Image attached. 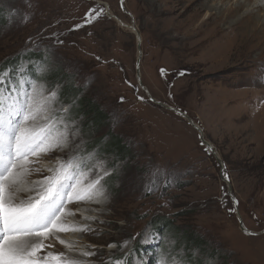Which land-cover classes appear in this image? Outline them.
<instances>
[{
	"label": "rangeland",
	"instance_id": "rangeland-1",
	"mask_svg": "<svg viewBox=\"0 0 264 264\" xmlns=\"http://www.w3.org/2000/svg\"><path fill=\"white\" fill-rule=\"evenodd\" d=\"M193 13L216 27L206 49L184 47ZM247 13L259 25L264 0H0V67L18 59L0 72V264H264V40L214 54ZM115 135L127 156L99 153Z\"/></svg>",
	"mask_w": 264,
	"mask_h": 264
},
{
	"label": "bare ground",
	"instance_id": "bare-ground-1",
	"mask_svg": "<svg viewBox=\"0 0 264 264\" xmlns=\"http://www.w3.org/2000/svg\"><path fill=\"white\" fill-rule=\"evenodd\" d=\"M259 7H260V4L256 2L253 5V8L252 9H258ZM235 9L238 10V6H236ZM249 15L250 14H248V13L245 14V17H244L245 19L237 20L234 23L235 25L232 28L233 30L231 31V33H229V35H228L229 39L227 40L226 45L217 48L216 49V53H214L215 55H218V56H220V55H226L227 57L225 58V60H228V59L237 60L238 58H241L243 56V54H246L248 52L246 49L249 48V46L251 44L253 46H256L257 43L260 44V43L263 42V40H264V17L261 19L260 24L258 25L256 23L258 21L254 20L253 17H252V15L251 16H249ZM198 17H199V13H193L189 17V19L186 21V23L184 24V26H183V28L186 30L187 36L189 38H191V37L192 38H196V39L199 38L197 40H194L192 42V45H191V40H188L186 42L185 46H184L185 49H192L194 47H197L199 49L200 48L201 49H206V47L208 46L207 43H208V39L210 37V32H212V34H214L217 31L216 30V27L209 28L210 27L209 26L210 24L207 23V22H205V21L198 23ZM247 23H249V24L247 25ZM174 27H173V29H177L178 26H174ZM131 28L133 30V27H131ZM138 44H140V42ZM139 48H140V45H139ZM203 51H206V50H203ZM263 51H264V47H262V51L261 52H263ZM250 53H251V50H250ZM248 55H249V53H248ZM138 56H139V53L137 51V57ZM209 56H211V55H209ZM179 116L185 118L188 121V123L190 125H192V127L199 133V137L200 136L203 137L202 130L199 128V126L196 125V123H194L193 120H191L189 118L187 119L184 115L183 116L182 115H179ZM262 116L264 117V105L260 108L258 114H256L255 112H252L251 113L250 120L256 122L257 119L260 118L259 124H262L263 123ZM189 120H191V121H189ZM194 125H196L197 127H195ZM245 126H248V125H245ZM260 128L262 130V134L264 135V129H263V127H260ZM210 148H212L211 145H210ZM262 148H263V146H262ZM16 149H17V151L15 152L16 157H21V156H18V155L19 154H23V151L22 150H19V147H16ZM212 152H213V155H215V152H214L213 148H212ZM215 157H216V155H215ZM9 184H13L12 187H16V181L15 180H12V179L9 180ZM59 187L60 188H58V190H60V191L63 190V187H61V184H60ZM10 190H12V188H10ZM38 205H39V202H37V204L35 206H38ZM81 212H82V214L81 213L80 214L83 217L95 218V214L90 215V214H86L84 211H81ZM67 223L71 224L72 222L71 221H67ZM80 225L83 227L82 229H84L85 224H82L81 223ZM56 228H60V225L59 224H56ZM245 232L246 233H249L250 231H248L247 229H245ZM64 238L65 239H68L69 241H73V242H78V243L82 242V240H80L79 238H76L75 236H70V234H67Z\"/></svg>",
	"mask_w": 264,
	"mask_h": 264
},
{
	"label": "trees",
	"instance_id": "trees-1",
	"mask_svg": "<svg viewBox=\"0 0 264 264\" xmlns=\"http://www.w3.org/2000/svg\"><path fill=\"white\" fill-rule=\"evenodd\" d=\"M38 55H40V54H38ZM38 55H35V54L29 55V58L35 59L36 56L38 58L41 57ZM17 60L18 59H14V60L7 61V63H3L2 67H0V72H3V70H8L10 72L12 69V65L16 64ZM62 77H63V75H60L59 77H57V80H60ZM64 90H65L64 96L62 95L63 101L68 100V98L73 99L74 96H78L80 93L78 88L76 89L72 86H69V88L66 87V89H64ZM60 96H61V94H60ZM79 98H81V97H78V99L75 100V108L74 109H73V104L70 106V108H72V110L70 109V111H72V113H74L75 115H78V111H82L83 108H86V110H88V112L90 111V113H88V114H90L89 123L91 125H93L94 127H98V125L101 122L106 121V118H105L106 113L103 110L99 109L92 101H84L85 105H82V103H80ZM98 140H100V139H98ZM97 148L98 149L100 148L99 153H104V154L106 153L109 155H113V153L114 154L120 153L121 156H123V157L127 156V153H126L127 147L121 142L120 137H118L116 135L111 136L109 138V140L104 142V143H102L100 141ZM156 218H158V217H156ZM154 222H156V221H154ZM156 227L161 228V230H170L171 231L172 229H174V227H172L170 221L164 220L163 217H160V220L157 221ZM183 234H185L186 236L181 237L180 241L185 248H188V249L194 248V249L198 250L199 252L204 251L205 245L202 243L201 237H199L198 235H195L192 232H188V233L182 232V235Z\"/></svg>",
	"mask_w": 264,
	"mask_h": 264
},
{
	"label": "water",
	"instance_id": "water-1",
	"mask_svg": "<svg viewBox=\"0 0 264 264\" xmlns=\"http://www.w3.org/2000/svg\"><path fill=\"white\" fill-rule=\"evenodd\" d=\"M101 4H103L105 7L107 6L106 4H104V3H102V2H100ZM106 9H107V7H106ZM106 12H107V15H109V16H112V15H110V14H108V11L106 10ZM136 39H137V51H138V53H139V56L137 57V60H136V68H137V70H139V58H140V55H141V51H140V48H139V35L136 33ZM153 101V100H152ZM161 105L162 106H164V107H166L165 105H163L162 103H161ZM166 108H168V109H170V110H172V111H174L175 113H177V114H179V115H184L187 119L189 118L184 112H182V111H180L179 109H176V108H173V107H166ZM190 119V118H189ZM189 121H191V120H189ZM195 127H197L196 125H194ZM200 142L208 149V150H210L211 151V153L213 154V152H212V148H210V144H208V142H206L205 140H203V138L200 136ZM216 158V160H217V162L220 164V165H222V163H221V161L219 160V158L216 156L215 157ZM224 181H227L226 179L224 180ZM228 193L231 195V190L229 189V187H228ZM231 199H232V201L234 202L235 200H234V198L231 196ZM239 219V225H240V228H241V230H243L244 232H245V228H244V225H243V223H242V221H241V219L240 218H238ZM249 233H253V232H249Z\"/></svg>",
	"mask_w": 264,
	"mask_h": 264
}]
</instances>
